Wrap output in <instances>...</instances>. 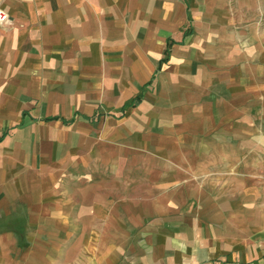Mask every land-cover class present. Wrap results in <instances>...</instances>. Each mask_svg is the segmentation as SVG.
Wrapping results in <instances>:
<instances>
[{
    "label": "crops",
    "instance_id": "1",
    "mask_svg": "<svg viewBox=\"0 0 264 264\" xmlns=\"http://www.w3.org/2000/svg\"><path fill=\"white\" fill-rule=\"evenodd\" d=\"M253 5L264 0H0V264H264ZM193 21L196 90L181 96L195 104L156 132L155 111L133 120L161 68L143 82L141 36L184 45ZM81 169L89 217L61 225L45 183Z\"/></svg>",
    "mask_w": 264,
    "mask_h": 264
},
{
    "label": "rangeland",
    "instance_id": "2",
    "mask_svg": "<svg viewBox=\"0 0 264 264\" xmlns=\"http://www.w3.org/2000/svg\"><path fill=\"white\" fill-rule=\"evenodd\" d=\"M252 8L253 12L257 10L256 13H253V16H256L255 20L260 22V15H264L261 13V10L264 11V7L253 5ZM192 16H195L194 6L192 7ZM262 22L264 21H261L260 23ZM193 27L194 32L191 36L189 35L184 45L172 44V37H170V40L168 41L166 40V37L161 36L158 30H156L155 36L150 37L151 39L153 38V41L150 42V46L147 47L144 44V38L141 36L140 49L144 52L142 55L146 59L143 69H146L147 71L145 75H142V78H145L143 82L148 78L152 70H155L159 63L161 65V68H158L159 70L156 72V75H154L150 83L146 84L145 86L141 85L138 95L143 93V97L139 104L136 106L138 109L139 121H137L136 117L133 118V120L137 123H140V121L142 120L143 123L146 124V121L148 122L147 113L155 111L156 114L154 118V125L156 127V132L163 131L161 128L164 127L167 123L166 120H171L173 122V125H178V120L176 122L175 119H178V114L181 108H183V106H185L186 104H188L189 107L194 106L195 104V99H192L189 102H182L181 96V94L185 93H191V95H193L195 94L196 90L195 80L198 74L199 66L197 65L195 54L189 53L187 50L188 41L191 39L192 42L190 43L189 47H191L193 51L196 48L197 42L195 41L196 38L194 34V21ZM262 31L264 35V24L262 25V27L257 28L256 33L260 35ZM263 39L264 38L260 39V37H255L253 39L255 41L253 42V47H258V52H262V50L259 48V43ZM167 45L170 51L168 50ZM253 58H255V60L263 62L261 60L264 59V53L262 52V55H253ZM140 73L142 74L143 72L140 71ZM261 74L264 75L263 70L261 71ZM168 112H170V114L172 115V119H167V117H164ZM167 115L168 114H166V116ZM152 120L153 119L149 121L150 124ZM125 157L131 156L126 155ZM104 171L105 170H102V168H97V170L92 174H100V172L103 173ZM86 174L84 170L81 169L79 171H75L72 174L67 173L65 176L61 177V180L58 184L52 183L50 181L45 183V189L60 191V194H58V198L55 199L58 200L60 209L55 216L58 217V222L61 225H67V223L75 222L83 223L85 217H89V209L85 207L83 203V185L85 183ZM47 204L50 205L51 203ZM59 232L61 233V239H64V234H66L67 232L62 229V226ZM90 252L99 253L96 248H90L89 246L87 247L84 244L78 245L76 247V253L83 255L85 253L89 254Z\"/></svg>",
    "mask_w": 264,
    "mask_h": 264
},
{
    "label": "built area",
    "instance_id": "3",
    "mask_svg": "<svg viewBox=\"0 0 264 264\" xmlns=\"http://www.w3.org/2000/svg\"><path fill=\"white\" fill-rule=\"evenodd\" d=\"M6 20H7L6 13L2 9H0V24L6 22Z\"/></svg>",
    "mask_w": 264,
    "mask_h": 264
},
{
    "label": "trees",
    "instance_id": "4",
    "mask_svg": "<svg viewBox=\"0 0 264 264\" xmlns=\"http://www.w3.org/2000/svg\"><path fill=\"white\" fill-rule=\"evenodd\" d=\"M139 98H140V97H137L135 100H133V102H131V105H135V104H137L138 101H139Z\"/></svg>",
    "mask_w": 264,
    "mask_h": 264
}]
</instances>
